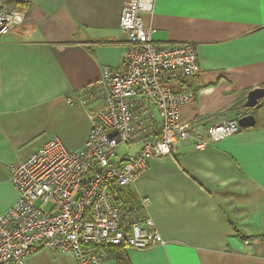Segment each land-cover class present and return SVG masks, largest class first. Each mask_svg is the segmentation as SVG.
<instances>
[{
  "label": "crops",
  "instance_id": "1",
  "mask_svg": "<svg viewBox=\"0 0 264 264\" xmlns=\"http://www.w3.org/2000/svg\"><path fill=\"white\" fill-rule=\"evenodd\" d=\"M16 1L5 4L17 9ZM21 1L30 7L26 23L0 38V214L18 199L10 167L54 138L68 152L82 147L88 114L66 99L125 55L126 0ZM146 8L140 16L154 43L193 45L198 54L199 72L172 85L195 94L179 108L180 122L203 132L254 113L264 126L259 105L244 108L247 94L264 88V0H153ZM133 190L148 200L146 216L165 244L125 250L129 264H264V127L200 151L182 144L152 160ZM23 264L75 261L40 249Z\"/></svg>",
  "mask_w": 264,
  "mask_h": 264
},
{
  "label": "built area",
  "instance_id": "2",
  "mask_svg": "<svg viewBox=\"0 0 264 264\" xmlns=\"http://www.w3.org/2000/svg\"><path fill=\"white\" fill-rule=\"evenodd\" d=\"M153 0H126L119 28L125 40L122 64L66 99L90 121L80 149L68 152L54 138L28 160L10 167L17 201L0 214V264H23L37 250L72 255L75 264H101L107 250H148L165 244L146 216L148 200L133 186L152 160L190 141L196 150L238 134V119L198 132L182 123L179 108L195 100L172 85L199 72L193 45L156 44L140 16ZM27 21L26 13L0 0V38ZM137 147L119 155L120 147Z\"/></svg>",
  "mask_w": 264,
  "mask_h": 264
},
{
  "label": "water",
  "instance_id": "3",
  "mask_svg": "<svg viewBox=\"0 0 264 264\" xmlns=\"http://www.w3.org/2000/svg\"><path fill=\"white\" fill-rule=\"evenodd\" d=\"M264 101V88H258L247 94L244 108L254 110L258 108L259 102ZM240 129H252L256 125V118L253 114L244 115L237 121Z\"/></svg>",
  "mask_w": 264,
  "mask_h": 264
},
{
  "label": "trees",
  "instance_id": "4",
  "mask_svg": "<svg viewBox=\"0 0 264 264\" xmlns=\"http://www.w3.org/2000/svg\"><path fill=\"white\" fill-rule=\"evenodd\" d=\"M15 7H17V10H19V11H25L26 13H27L28 9L30 8L27 3H25L24 1H21V0H19V1L17 0L16 1ZM11 9H13V8H11ZM262 102L263 101L259 102V108L261 106H263L262 105ZM252 114L254 115V113H252ZM262 115H264V112L262 113ZM255 126L258 129L264 127L260 123H257ZM107 255H108V258L110 260L114 261L115 264H129L128 261H127V259H126V254H125V249L124 248H113V249H109V250H107Z\"/></svg>",
  "mask_w": 264,
  "mask_h": 264
},
{
  "label": "rangeland",
  "instance_id": "5",
  "mask_svg": "<svg viewBox=\"0 0 264 264\" xmlns=\"http://www.w3.org/2000/svg\"><path fill=\"white\" fill-rule=\"evenodd\" d=\"M22 12H24V11H22ZM25 13V12H24ZM262 105L263 106H261V108H262V110H264V101L262 102ZM261 110V111H262ZM132 148H134V147H132ZM131 148H127L126 146L125 147H120L119 148V155L121 156V155H125V154H132L133 152H131V150H130Z\"/></svg>",
  "mask_w": 264,
  "mask_h": 264
}]
</instances>
